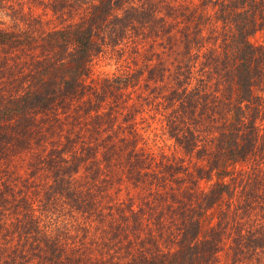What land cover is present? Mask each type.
Segmentation results:
<instances>
[{
	"label": "trees",
	"instance_id": "16d2710c",
	"mask_svg": "<svg viewBox=\"0 0 264 264\" xmlns=\"http://www.w3.org/2000/svg\"><path fill=\"white\" fill-rule=\"evenodd\" d=\"M0 10V264H264V0Z\"/></svg>",
	"mask_w": 264,
	"mask_h": 264
},
{
	"label": "rangeland",
	"instance_id": "374dc122",
	"mask_svg": "<svg viewBox=\"0 0 264 264\" xmlns=\"http://www.w3.org/2000/svg\"><path fill=\"white\" fill-rule=\"evenodd\" d=\"M4 10H0V17H3L4 13H3ZM5 17V16H4ZM98 69H106L107 68V65H102V66H99L97 67Z\"/></svg>",
	"mask_w": 264,
	"mask_h": 264
}]
</instances>
